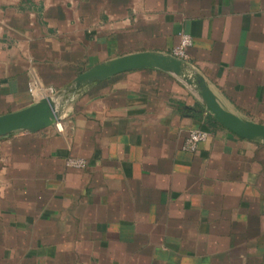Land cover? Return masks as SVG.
<instances>
[{
	"label": "crops",
	"instance_id": "crops-1",
	"mask_svg": "<svg viewBox=\"0 0 264 264\" xmlns=\"http://www.w3.org/2000/svg\"><path fill=\"white\" fill-rule=\"evenodd\" d=\"M181 32L188 73L264 123V0H0V114ZM196 104L132 69L83 87L61 127L0 138V264H264V141L204 129ZM191 129L208 137L188 152Z\"/></svg>",
	"mask_w": 264,
	"mask_h": 264
},
{
	"label": "water",
	"instance_id": "water-1",
	"mask_svg": "<svg viewBox=\"0 0 264 264\" xmlns=\"http://www.w3.org/2000/svg\"><path fill=\"white\" fill-rule=\"evenodd\" d=\"M138 68H155L178 78L222 127L241 138L264 141V123L240 117L226 109L202 75L188 73L185 60L158 51H137L98 62L78 73L63 90L41 96L21 109L0 114V138L16 132L35 133L57 126L67 117L68 108L83 87Z\"/></svg>",
	"mask_w": 264,
	"mask_h": 264
},
{
	"label": "built area",
	"instance_id": "built-area-1",
	"mask_svg": "<svg viewBox=\"0 0 264 264\" xmlns=\"http://www.w3.org/2000/svg\"><path fill=\"white\" fill-rule=\"evenodd\" d=\"M190 36L184 32L180 33L179 42L174 46L171 54L175 57L186 60L188 58L187 48L191 45ZM34 88H31L33 90ZM49 94V93H48ZM208 137V132L204 129H191L183 143V150L193 152L197 149L200 142H203ZM68 167L82 168L85 166V161L81 158L68 157L65 160Z\"/></svg>",
	"mask_w": 264,
	"mask_h": 264
},
{
	"label": "trees",
	"instance_id": "trees-1",
	"mask_svg": "<svg viewBox=\"0 0 264 264\" xmlns=\"http://www.w3.org/2000/svg\"><path fill=\"white\" fill-rule=\"evenodd\" d=\"M184 110L186 114L199 120L201 126L208 131H213L216 128L221 127L218 121L210 113H204L205 110L202 105L196 104V106L186 107Z\"/></svg>",
	"mask_w": 264,
	"mask_h": 264
},
{
	"label": "rangeland",
	"instance_id": "rangeland-1",
	"mask_svg": "<svg viewBox=\"0 0 264 264\" xmlns=\"http://www.w3.org/2000/svg\"><path fill=\"white\" fill-rule=\"evenodd\" d=\"M58 126H59V124H58ZM60 127H61V124H60Z\"/></svg>",
	"mask_w": 264,
	"mask_h": 264
}]
</instances>
